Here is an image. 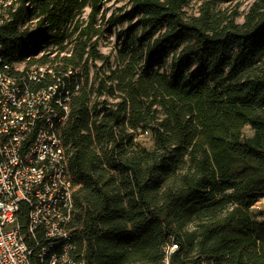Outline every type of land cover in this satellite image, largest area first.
Masks as SVG:
<instances>
[{"label": "trees", "instance_id": "16d2710c", "mask_svg": "<svg viewBox=\"0 0 264 264\" xmlns=\"http://www.w3.org/2000/svg\"><path fill=\"white\" fill-rule=\"evenodd\" d=\"M131 1L108 21L138 17L117 32L114 60L93 41L106 0H15L2 26L12 57L35 51L16 23L40 11L67 53L52 65L80 68L62 132L77 250L88 264H161L174 242L172 264H264V0L243 23L229 0H200L192 16L190 0Z\"/></svg>", "mask_w": 264, "mask_h": 264}, {"label": "built area", "instance_id": "2783aa9c", "mask_svg": "<svg viewBox=\"0 0 264 264\" xmlns=\"http://www.w3.org/2000/svg\"><path fill=\"white\" fill-rule=\"evenodd\" d=\"M14 1L0 0V264H88L72 240L74 186L62 135L81 71L52 65L67 53L59 52L51 37L59 30L40 11L28 10L16 23L37 49L8 53L2 26L15 23ZM22 203L29 208L27 233L18 219ZM177 249L174 242L164 246L161 264H172Z\"/></svg>", "mask_w": 264, "mask_h": 264}, {"label": "rangeland", "instance_id": "374dc122", "mask_svg": "<svg viewBox=\"0 0 264 264\" xmlns=\"http://www.w3.org/2000/svg\"><path fill=\"white\" fill-rule=\"evenodd\" d=\"M252 0H229L227 3L221 5L222 9L228 10L230 14L233 11H238V17L236 21L238 23H243L245 15L248 13ZM201 5L200 0H190L189 4L185 7L186 16L197 15L199 12V7ZM132 7L131 0H106L105 4L102 6V12L96 18V27L100 29L101 33L98 37H95L93 41H99V48L103 54H112L114 60L115 48L119 44L117 38V32L120 29H125L129 24L136 23L138 17H134L133 20H128L125 24L119 23L117 26L109 24V20L113 17L124 16L129 13ZM90 8H86L84 13L80 16V19L87 20ZM166 62V59L165 61ZM168 63H164V66ZM263 211L260 218L264 217V198H262L254 207V211Z\"/></svg>", "mask_w": 264, "mask_h": 264}]
</instances>
